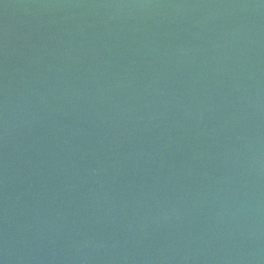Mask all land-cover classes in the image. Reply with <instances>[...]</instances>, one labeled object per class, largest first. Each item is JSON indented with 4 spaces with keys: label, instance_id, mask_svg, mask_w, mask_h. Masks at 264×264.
Listing matches in <instances>:
<instances>
[{
    "label": "water",
    "instance_id": "obj_1",
    "mask_svg": "<svg viewBox=\"0 0 264 264\" xmlns=\"http://www.w3.org/2000/svg\"><path fill=\"white\" fill-rule=\"evenodd\" d=\"M0 264H264V0H0Z\"/></svg>",
    "mask_w": 264,
    "mask_h": 264
}]
</instances>
